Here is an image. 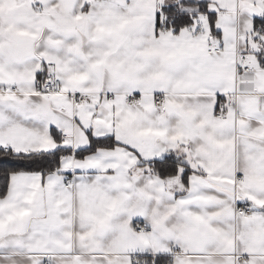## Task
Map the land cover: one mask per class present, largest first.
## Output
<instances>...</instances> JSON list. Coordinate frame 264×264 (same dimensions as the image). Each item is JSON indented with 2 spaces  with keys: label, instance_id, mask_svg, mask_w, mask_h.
<instances>
[{
  "label": "snow or ice",
  "instance_id": "obj_1",
  "mask_svg": "<svg viewBox=\"0 0 264 264\" xmlns=\"http://www.w3.org/2000/svg\"><path fill=\"white\" fill-rule=\"evenodd\" d=\"M0 264H264V0H0Z\"/></svg>",
  "mask_w": 264,
  "mask_h": 264
}]
</instances>
